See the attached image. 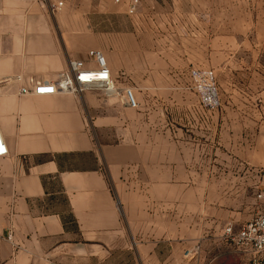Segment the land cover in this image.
I'll return each instance as SVG.
<instances>
[{
	"label": "crops",
	"instance_id": "crops-1",
	"mask_svg": "<svg viewBox=\"0 0 264 264\" xmlns=\"http://www.w3.org/2000/svg\"><path fill=\"white\" fill-rule=\"evenodd\" d=\"M137 4L142 20L170 11L193 21L191 32L230 40L211 50L187 41V53L261 51L258 0H0V264H200L194 256L232 247L225 229L237 231L260 207L264 88L236 95L233 109L223 95L209 109L193 93L142 104L141 86L179 66L163 59L179 46L171 32L165 45L161 31L130 29L127 10ZM118 18L127 24L93 23ZM91 49L103 53L120 95L134 90L136 108L99 85L21 93L55 82L70 60L94 66ZM231 62L247 68L241 56L221 61Z\"/></svg>",
	"mask_w": 264,
	"mask_h": 264
},
{
	"label": "rangeland",
	"instance_id": "rangeland-1",
	"mask_svg": "<svg viewBox=\"0 0 264 264\" xmlns=\"http://www.w3.org/2000/svg\"><path fill=\"white\" fill-rule=\"evenodd\" d=\"M142 7L144 6H141V4H137V6H135V11L132 15H130V29H146L154 31L157 30L161 31L164 36L168 33L170 35L171 32V34L176 35L175 39L179 46V50L177 53H170L168 49L166 53H163V59L168 61L170 60V57H172L179 62V66L177 68L167 67L166 69H162V77L160 78V80L152 76L150 77L147 85L141 86V94L143 95L142 104H145L146 106L152 104L153 100L152 98L150 99L149 96L153 97V95L160 93L166 98L163 102L167 103V106H169L168 104L170 102V96L176 94L177 96H181L179 98H184L182 97L184 94L193 93L195 95H198L200 104L203 107L209 109L215 108L217 104H215L214 106H207L201 102L200 94L195 88V83L190 77V70L193 68L184 66V61L189 59V57H193V60L201 61L203 59L209 62L208 66H210L211 68L206 69H211L214 72L215 93L217 96L223 95L222 104H224L226 107H229L230 109L235 108V105H238L239 103V100H237L235 97L236 95L248 94L252 92L254 93L257 92L260 88H264V39H261L258 42L261 44L262 48L261 51L257 54H217L207 50L204 53H187L185 51L187 41H191V43L192 41H199L200 43H203L205 41L208 49H210V46L212 47L216 43L223 44L225 42L226 44H229L230 40H228V38H219L216 40V38H211L207 35L201 36L198 33H194L193 30L191 32L189 30L191 24L190 22L193 21L190 20L189 22H187L186 18L183 16L182 20H178V22H176L175 15H172L170 11L162 14V16L160 15V12H155L156 10L153 5H147L145 9L148 8L147 11L152 14L154 12L157 13L158 19L150 17L149 20H142ZM258 9L260 19L259 26L264 27V0H258ZM126 22L127 21H125V19L122 20L121 18H118L116 20L114 19L113 21H95L93 23L98 24L97 28L105 29L111 26L120 27L121 24H127ZM169 35L162 37V44L169 45V43H173L174 38L170 39ZM210 39L215 40L211 42L209 41ZM243 40L246 41V43L257 42V38L255 37L242 38L241 41ZM234 56H241L243 61H246L245 65L247 66V68H239V64H236L234 62L228 63L227 66H225V63H221L224 58L230 59ZM129 89H131L132 93L134 94V90L130 87ZM178 104L182 105L183 103L178 100ZM195 257L198 258V262L200 264H247V262L242 257H240V255L236 251H234L231 246H229V244L222 245L220 247L216 246L214 248V251L203 250L200 255H196L194 256V258ZM194 258L192 261H194ZM121 263H123V261L114 262V264ZM128 263L135 264V262L133 261L126 262V264ZM99 264H104V262H99Z\"/></svg>",
	"mask_w": 264,
	"mask_h": 264
},
{
	"label": "built area",
	"instance_id": "built-area-1",
	"mask_svg": "<svg viewBox=\"0 0 264 264\" xmlns=\"http://www.w3.org/2000/svg\"><path fill=\"white\" fill-rule=\"evenodd\" d=\"M114 1L119 2V0ZM60 5L61 2L49 4V8L54 11ZM127 11L129 14H133L135 6L131 5ZM88 56L94 61V66H86L82 60H70L68 70L59 73L55 82L47 80L36 82L30 89H21V93L33 95H52L57 92L77 94L86 87L99 85L106 93L122 97L128 106L136 108L138 103L131 89L125 88L122 95L116 91L103 53L91 49L88 51ZM190 77L200 94L201 102L207 106H214L216 104L214 72L206 68H193L190 70ZM6 154L7 149L0 134V157ZM255 198L260 203V207L254 216L237 231L227 227L223 237L247 264H264V188L257 190Z\"/></svg>",
	"mask_w": 264,
	"mask_h": 264
}]
</instances>
